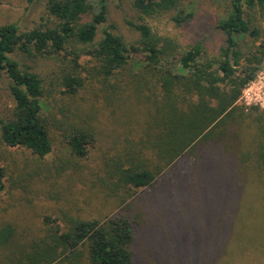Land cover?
<instances>
[{"label":"trees","instance_id":"obj_1","mask_svg":"<svg viewBox=\"0 0 264 264\" xmlns=\"http://www.w3.org/2000/svg\"><path fill=\"white\" fill-rule=\"evenodd\" d=\"M127 1L139 20L170 15L182 27L193 18L187 0ZM107 2L46 0L44 24L27 31L14 24L0 27V80L7 77L14 104L12 115L0 119V197L7 183L12 192L21 190V184L11 186L15 174L24 185L41 174L45 181L67 173L70 180L79 179L80 162L105 142L108 152L97 162L93 185L119 212H130L138 190L152 188L179 159L197 147L217 145L242 124L254 132L241 160L263 172L264 111L240 100L264 64V0H226V16L218 23L223 44L216 53L201 41L184 49L132 21L126 24L135 36L127 41L114 25H106ZM16 53L51 60L55 70L43 79L15 60ZM128 92L148 104L145 123L138 129L128 124L125 133L105 141L95 104L88 102L102 98L115 115L126 110ZM122 116L130 121L133 114ZM55 140L64 153L48 163ZM8 148L28 151L37 165H6ZM134 225H139L137 215L90 219L60 210L54 219L44 217L41 235L28 247L14 241L13 227H0V249L16 246L18 255L9 257V264H132Z\"/></svg>","mask_w":264,"mask_h":264},{"label":"rangeland","instance_id":"obj_2","mask_svg":"<svg viewBox=\"0 0 264 264\" xmlns=\"http://www.w3.org/2000/svg\"><path fill=\"white\" fill-rule=\"evenodd\" d=\"M187 1V11L193 13V18L182 27H176L170 15L139 20L127 0H108L106 25H114L130 41L135 35L126 21L145 23L158 35L176 40L184 49L201 41L207 51L216 53L223 44L224 35L218 23L226 16V0ZM45 18L46 0L33 5L26 0H0V27L14 24L27 31L44 24ZM260 26L264 29V22ZM13 58L43 79L55 70L51 60L20 53ZM85 61L86 58L82 59V63ZM8 82L6 76L0 80L2 120L12 115L14 106ZM247 89L264 103V64ZM83 96L89 98L88 93ZM125 97L128 103L122 109L126 110H117L115 115L112 108H105L102 98L92 97L88 102L95 104L97 127L110 143L117 134L130 129L129 125L138 129L145 123L148 104L142 98L131 97L129 92ZM258 101L246 102L241 97L240 104L264 111ZM124 113L133 114L130 121L122 116ZM250 126L231 128L230 136L217 145L197 147L192 155L179 159L157 178L152 188L138 190L137 197L130 201V212H119L117 205L105 199L93 185L92 173L102 153L108 152L105 142L91 149L89 157L80 162L84 171L79 179L70 180L67 173L61 180L45 181L41 174L24 185L19 174H15L11 186L21 184V190L12 192L7 183L0 197V227H13L14 241L28 247L41 235L44 217L54 219L60 210L90 219L120 213L131 218L137 215L132 264H264V171L241 160L251 145L254 129ZM63 153L55 140L53 153L45 160L51 163ZM3 158L8 166L13 162L22 168L31 162L37 165L35 158L23 149L8 148ZM17 255L14 243L6 245L0 249V264H9V257L16 259Z\"/></svg>","mask_w":264,"mask_h":264},{"label":"built area","instance_id":"obj_3","mask_svg":"<svg viewBox=\"0 0 264 264\" xmlns=\"http://www.w3.org/2000/svg\"><path fill=\"white\" fill-rule=\"evenodd\" d=\"M248 90V91H247ZM246 91H243V95L242 98H244V100L247 102L248 100H254V101H258L257 97H254L252 94V92H250V89H247ZM259 102V101H258ZM258 105H260L261 108L264 107V103H257Z\"/></svg>","mask_w":264,"mask_h":264}]
</instances>
